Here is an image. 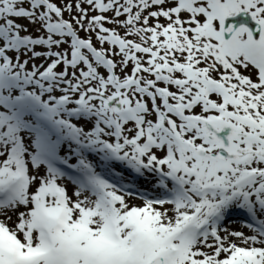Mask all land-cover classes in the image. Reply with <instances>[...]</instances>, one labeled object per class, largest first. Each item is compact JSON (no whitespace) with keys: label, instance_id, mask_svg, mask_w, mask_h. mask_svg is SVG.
Segmentation results:
<instances>
[{"label":"snow or ice","instance_id":"1","mask_svg":"<svg viewBox=\"0 0 264 264\" xmlns=\"http://www.w3.org/2000/svg\"><path fill=\"white\" fill-rule=\"evenodd\" d=\"M0 264H264V0H0Z\"/></svg>","mask_w":264,"mask_h":264}]
</instances>
